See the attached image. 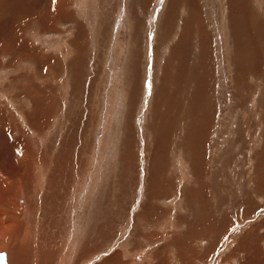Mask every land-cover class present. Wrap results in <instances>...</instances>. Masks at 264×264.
<instances>
[{"label":"rangeland","instance_id":"obj_1","mask_svg":"<svg viewBox=\"0 0 264 264\" xmlns=\"http://www.w3.org/2000/svg\"><path fill=\"white\" fill-rule=\"evenodd\" d=\"M61 1L0 0V252L264 264V0Z\"/></svg>","mask_w":264,"mask_h":264},{"label":"bare ground","instance_id":"obj_2","mask_svg":"<svg viewBox=\"0 0 264 264\" xmlns=\"http://www.w3.org/2000/svg\"><path fill=\"white\" fill-rule=\"evenodd\" d=\"M58 4L60 2H62L61 0H58ZM57 2H56V5H58ZM61 4V3H60ZM31 158V157H30ZM7 173V172H6ZM8 174V173H7ZM6 174V175H7ZM9 176L12 177V173L9 172ZM25 175V174H23ZM28 175V174H27ZM8 176V175H7ZM16 176V175H15ZM14 176V178H15ZM24 177V176H23ZM22 177V178H23ZM25 178V177H24ZM23 178V179H24ZM12 178L9 179V177H6L4 176L3 174H0V215L1 217L7 215L6 218H4L5 220H1L0 218V247L1 248H5V247H11L12 245L13 246H17V247H20L19 244L18 245H14L13 244V241H15V235L16 234L19 238H20V234L22 232L21 228H22V223L23 222H20L18 221L16 218V215H18V213L16 212V210H12L10 207L13 206L14 204V200L13 201H10V199H8V197L10 196H13V195H9L8 192L9 191H12V190H15V188L17 189V183L15 180H11ZM21 179V180H23ZM20 180V179H19ZM27 181V186L29 184V179H26ZM20 182V181H19ZM22 182V181H21ZM32 182V181H31ZM20 184V183H19ZM25 184V183H24ZM13 202V203H12ZM2 203L4 205H2ZM7 205V207H6ZM17 206V205H16ZM18 207V206H17ZM14 208V207H13ZM17 209V208H16ZM18 210H19V207H18ZM13 213L12 215H10L9 213ZM19 212V211H18ZM6 213V214H5ZM9 215V216H8ZM2 217V219H3ZM18 217V216H17ZM31 227V226H30ZM13 235L15 237H13ZM8 241V242H7ZM38 245V244H37ZM22 248V247H21ZM34 249V248H33ZM36 249V248H35ZM2 250V249H0ZM9 250V249H8ZM7 252H10L9 253V259L11 260H8V257L6 256V260H7V264H22V259H23V264H25L26 262H30L31 261V264H43L41 260H37L39 258V256L37 255L38 253H32V256L30 257L31 254H29L28 252L29 251H25V249H22L25 251V253H23L24 255L20 256L18 255L19 254V251H16L15 253H12L10 250ZM22 252V251H21ZM35 252V251H34ZM29 254V255H28ZM37 255V257H36ZM44 256V255H43ZM29 257L31 258V260L29 261ZM33 259V260H32ZM48 260V259H47ZM137 260V259H136ZM10 261V263L8 262ZM44 262V261H43ZM46 263V262H45Z\"/></svg>","mask_w":264,"mask_h":264},{"label":"water","instance_id":"obj_3","mask_svg":"<svg viewBox=\"0 0 264 264\" xmlns=\"http://www.w3.org/2000/svg\"><path fill=\"white\" fill-rule=\"evenodd\" d=\"M0 264H7L5 252H0Z\"/></svg>","mask_w":264,"mask_h":264}]
</instances>
